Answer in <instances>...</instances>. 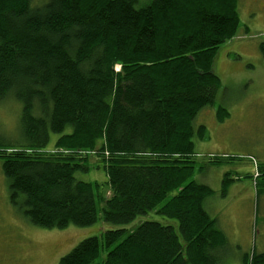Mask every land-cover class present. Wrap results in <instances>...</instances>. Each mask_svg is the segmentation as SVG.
Wrapping results in <instances>:
<instances>
[{
  "label": "trees",
  "instance_id": "16d2710c",
  "mask_svg": "<svg viewBox=\"0 0 264 264\" xmlns=\"http://www.w3.org/2000/svg\"><path fill=\"white\" fill-rule=\"evenodd\" d=\"M238 26L237 0H0V100L21 104L22 141L0 135L10 202L47 229L150 211L177 223L104 230L57 264H97L101 248L100 264H220L225 237L203 207L213 191L191 179L192 121L214 103L213 61ZM91 156L103 181L78 177Z\"/></svg>",
  "mask_w": 264,
  "mask_h": 264
},
{
  "label": "rangeland",
  "instance_id": "374dc122",
  "mask_svg": "<svg viewBox=\"0 0 264 264\" xmlns=\"http://www.w3.org/2000/svg\"><path fill=\"white\" fill-rule=\"evenodd\" d=\"M150 1L135 0V6L143 7ZM237 12V32L218 48L213 61L212 72L219 78L214 103L199 110L192 121L196 163L191 179L213 191L206 197L204 209L225 237V245L219 250L220 264H245V259L248 264L253 254L264 252V175L256 177L254 165H264V0H237ZM20 110V102L11 96L0 100V135L5 141H22L17 131ZM200 126L205 128L201 140L197 134ZM57 137L50 135L46 149L53 148ZM98 162L91 156L94 169L78 173V177L103 181L102 173L96 169ZM1 164L0 159V264H57L60 257L87 237L107 229L131 230L147 220L172 224L177 229L175 220L155 211L139 215L123 226L104 223L97 214L95 223L86 227H37L18 205L10 202ZM224 174L232 184L222 196ZM103 193L106 198L110 196L109 189ZM105 255L101 248L95 263L100 264Z\"/></svg>",
  "mask_w": 264,
  "mask_h": 264
},
{
  "label": "crops",
  "instance_id": "0c3cea01",
  "mask_svg": "<svg viewBox=\"0 0 264 264\" xmlns=\"http://www.w3.org/2000/svg\"><path fill=\"white\" fill-rule=\"evenodd\" d=\"M237 180H238V179H237ZM230 184H232V183L230 182ZM230 184H229V185H230ZM205 201H206V199L203 201V207H204V203H205Z\"/></svg>",
  "mask_w": 264,
  "mask_h": 264
},
{
  "label": "bare ground",
  "instance_id": "6f19581e",
  "mask_svg": "<svg viewBox=\"0 0 264 264\" xmlns=\"http://www.w3.org/2000/svg\"><path fill=\"white\" fill-rule=\"evenodd\" d=\"M254 165H257V163H255Z\"/></svg>",
  "mask_w": 264,
  "mask_h": 264
},
{
  "label": "built area",
  "instance_id": "2783aa9c",
  "mask_svg": "<svg viewBox=\"0 0 264 264\" xmlns=\"http://www.w3.org/2000/svg\"><path fill=\"white\" fill-rule=\"evenodd\" d=\"M211 157L213 156V155H210Z\"/></svg>",
  "mask_w": 264,
  "mask_h": 264
}]
</instances>
